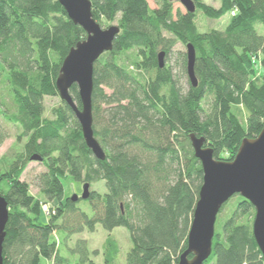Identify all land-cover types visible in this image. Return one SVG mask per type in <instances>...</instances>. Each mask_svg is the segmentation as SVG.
<instances>
[{
	"label": "trees",
	"instance_id": "16d2710c",
	"mask_svg": "<svg viewBox=\"0 0 264 264\" xmlns=\"http://www.w3.org/2000/svg\"><path fill=\"white\" fill-rule=\"evenodd\" d=\"M96 23L116 22L112 50L93 67L92 130L105 154L87 148L73 112L63 101L44 116L43 99L59 97L55 81L69 50L86 38L57 0H0V114L20 128V152L0 163V196L8 207L3 264H120L118 241L110 234L100 253L85 240L61 252V241L96 225L108 233L127 230L125 264H177L202 185V168L190 135L204 139L218 161H232L244 139L256 138L264 123V82L252 77L251 56L261 53L264 68V0H220L218 9L192 0L193 14L173 13V3L156 0H89ZM234 13L232 15L231 13ZM220 20L223 31L200 32L197 15ZM99 24V23H98ZM191 44L197 86L184 87L164 60L173 47ZM163 52V67L157 55ZM186 72V54H181ZM252 81V82H251ZM69 94L81 107L78 89ZM6 139L0 131V146ZM46 171L36 178L45 202H56L46 223L41 200L20 181L32 156ZM89 188L104 182L106 193L89 191L86 200H64L63 181ZM64 200V203H63ZM80 201L91 207L88 216ZM254 208L233 196L216 219L210 257L204 264H264L252 234ZM191 258V256H189Z\"/></svg>",
	"mask_w": 264,
	"mask_h": 264
},
{
	"label": "water",
	"instance_id": "95a60500",
	"mask_svg": "<svg viewBox=\"0 0 264 264\" xmlns=\"http://www.w3.org/2000/svg\"><path fill=\"white\" fill-rule=\"evenodd\" d=\"M67 18L79 26L86 38L71 48L64 58L58 77L56 90L74 114L82 133L83 140L93 156L105 160V154L94 138L92 130L93 67L101 55L112 50L113 41L119 33L117 26L102 29L93 19L89 0H57ZM180 3L187 13L193 14L196 6L192 0H167ZM186 75L192 87L197 86L193 65L195 53L191 44L186 46ZM164 53L157 55L162 68ZM75 85L81 103L80 109L73 102L69 90ZM194 157L202 168V185L199 189L192 221L190 224L187 246L179 256L177 264H204L210 257L215 223L219 211L233 196H240L254 208L252 234L254 241L264 257V123L256 138L244 139L232 161H218L213 158V151L204 146L203 138L189 136ZM31 161L41 162L34 155ZM80 197L73 195V203L89 197V185L84 184ZM8 220L6 200L0 196V264H3V242L5 226ZM191 256V258H189Z\"/></svg>",
	"mask_w": 264,
	"mask_h": 264
},
{
	"label": "rangeland",
	"instance_id": "374dc122",
	"mask_svg": "<svg viewBox=\"0 0 264 264\" xmlns=\"http://www.w3.org/2000/svg\"><path fill=\"white\" fill-rule=\"evenodd\" d=\"M203 4L210 6L214 9H218L220 6V0H200ZM149 8L155 9L156 8V0H148ZM176 11H180V13L184 14L186 11L183 6L178 2H173V13L175 14ZM235 12L231 13L234 15ZM230 15H225L220 20H210L206 19L201 16V14L197 15L196 18V25L200 32H206L210 30H217L223 31L224 28L228 25ZM99 25L102 29H106L110 26H117L116 22H106L104 20H99ZM258 33H263V29L261 27L256 28ZM186 53V48L184 45L177 43L173 49L171 54L164 60L165 64L172 68V72L175 76L179 79L180 83L185 87L187 80L186 72L184 73L181 68V54ZM254 74L252 80L254 83L259 85L260 83L264 82V68L262 65L263 55L261 53H257L256 55L251 56ZM252 82V81H251ZM2 98L5 97L3 92H0ZM60 105V98L59 97H45L43 99V106H44V116L49 117L50 111L52 108H55ZM0 131L5 134L6 139L0 146V163L5 156H10L15 152H20L23 148L25 140L18 142V136L21 133V130L18 126H14L1 116L0 114ZM46 171L45 167L39 163L31 161L28 163L25 171L23 172L20 181L25 183L28 188L29 192L32 196L37 199H40L41 204V220L43 223H46V217L49 213V210H54L56 207V202H45L42 197L39 195V191L36 187V178L43 174ZM63 188H64V200L69 199L73 195H77L78 197L82 194L83 185L74 181L71 178H67L63 181ZM89 191H95L100 195H104L106 193V189L104 186V182H99L95 185L90 186ZM63 200V203H64ZM78 208L81 209L83 212L88 214V216L92 215V210L88 202L80 201L78 203ZM111 235L115 238L119 245H120V253L118 256V262L120 264H125V256L130 248V241L129 235L126 229L124 228H116L110 233L104 231L100 225L95 226V230L93 232H88L87 230L83 231L80 234L73 235L69 239H63L64 234L60 231L59 237L57 232L54 234L55 238L61 241V253L64 256L70 257L72 262H77V256L73 253L75 249L76 243L78 240H85L87 243L88 250L98 251L100 253L103 243L108 235ZM91 260L96 264H103V259L100 256H91Z\"/></svg>",
	"mask_w": 264,
	"mask_h": 264
}]
</instances>
